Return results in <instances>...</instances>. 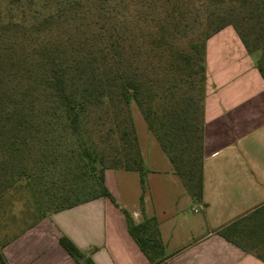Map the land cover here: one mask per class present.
I'll use <instances>...</instances> for the list:
<instances>
[{
  "label": "trees",
  "instance_id": "trees-1",
  "mask_svg": "<svg viewBox=\"0 0 264 264\" xmlns=\"http://www.w3.org/2000/svg\"><path fill=\"white\" fill-rule=\"evenodd\" d=\"M195 1L0 0V194L30 186L50 212L97 197L118 205L104 171L136 170L141 185L147 172L133 100L200 200L206 41L231 25L249 53L262 48L264 79V0H206L227 8L208 12L204 28ZM122 211L149 264H167L156 219L136 224ZM249 217L217 231L241 245L234 235ZM59 242L83 257L68 237Z\"/></svg>",
  "mask_w": 264,
  "mask_h": 264
},
{
  "label": "crops",
  "instance_id": "crops-1",
  "mask_svg": "<svg viewBox=\"0 0 264 264\" xmlns=\"http://www.w3.org/2000/svg\"><path fill=\"white\" fill-rule=\"evenodd\" d=\"M205 66L200 200L155 135L136 131L147 169L143 185L136 170L106 169L105 185L118 205L97 197L49 212L0 243V264H149L122 209L136 224L156 219L167 264H264V226H253L264 219V79L231 25L207 38ZM249 215L234 235L245 247L218 233ZM62 235L81 259L60 244Z\"/></svg>",
  "mask_w": 264,
  "mask_h": 264
},
{
  "label": "rangeland",
  "instance_id": "rangeland-1",
  "mask_svg": "<svg viewBox=\"0 0 264 264\" xmlns=\"http://www.w3.org/2000/svg\"><path fill=\"white\" fill-rule=\"evenodd\" d=\"M195 6L198 12L196 18L203 23L200 24V28H204L208 12H221L227 8L226 5L224 6L226 8L216 7L206 0H196ZM261 52L262 48L260 47L254 50L255 60L260 57ZM130 109L136 131L140 136L145 135L149 132L148 127L133 100L130 101ZM48 193L50 194L49 191ZM46 200L42 192L30 186L15 183L9 188L3 189L0 194V243L31 225L41 216L48 214L50 210ZM237 240L242 241V239Z\"/></svg>",
  "mask_w": 264,
  "mask_h": 264
},
{
  "label": "built area",
  "instance_id": "built-area-1",
  "mask_svg": "<svg viewBox=\"0 0 264 264\" xmlns=\"http://www.w3.org/2000/svg\"><path fill=\"white\" fill-rule=\"evenodd\" d=\"M197 209H198V207L197 208L196 207L193 208L194 211H197Z\"/></svg>",
  "mask_w": 264,
  "mask_h": 264
}]
</instances>
